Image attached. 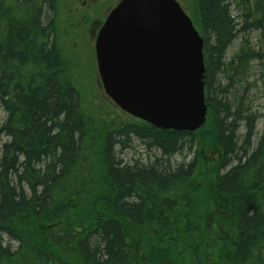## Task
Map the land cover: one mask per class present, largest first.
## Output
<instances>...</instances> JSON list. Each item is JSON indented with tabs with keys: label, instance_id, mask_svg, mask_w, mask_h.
<instances>
[{
	"label": "trees",
	"instance_id": "16d2710c",
	"mask_svg": "<svg viewBox=\"0 0 264 264\" xmlns=\"http://www.w3.org/2000/svg\"><path fill=\"white\" fill-rule=\"evenodd\" d=\"M60 1L0 0V264H264V0H192L193 133L83 106ZM135 142L153 159L124 162Z\"/></svg>",
	"mask_w": 264,
	"mask_h": 264
},
{
	"label": "water",
	"instance_id": "95a60500",
	"mask_svg": "<svg viewBox=\"0 0 264 264\" xmlns=\"http://www.w3.org/2000/svg\"><path fill=\"white\" fill-rule=\"evenodd\" d=\"M202 47L176 0H121L95 41L104 93L153 127L193 133L207 115Z\"/></svg>",
	"mask_w": 264,
	"mask_h": 264
},
{
	"label": "rangeland",
	"instance_id": "374dc122",
	"mask_svg": "<svg viewBox=\"0 0 264 264\" xmlns=\"http://www.w3.org/2000/svg\"><path fill=\"white\" fill-rule=\"evenodd\" d=\"M119 0H92L89 3L90 9L88 10L82 0H61L57 15H56V27L58 44L61 48L63 58L68 65L67 68L74 79L77 89L80 92L83 106H99L101 101H105L108 104L112 102L105 95L101 82L98 77L95 62L93 66L89 63L90 59V31L85 26L89 25L97 19H101L102 15L109 11ZM185 9L186 13L193 19V5L192 0H178ZM84 16L86 18H84ZM88 22V23H87ZM84 31L83 40L85 41V50L87 53H81L77 51L83 46V40L80 41L79 47L77 43L78 37H81V33ZM239 40L235 41L232 45L229 55H231L238 46ZM260 100L257 105L260 104ZM112 106V105H111ZM6 117V113L0 106V125L3 123ZM259 131L262 130V123L259 125ZM1 141H5L4 136H0ZM124 162L130 163L135 160L146 162L148 159H153L152 154L146 152L142 145L135 142L132 148L124 150L118 155ZM192 157L191 154H182L174 156L172 162H181ZM216 152L208 155L210 162L217 160Z\"/></svg>",
	"mask_w": 264,
	"mask_h": 264
},
{
	"label": "flooded vegetation",
	"instance_id": "af4514ba",
	"mask_svg": "<svg viewBox=\"0 0 264 264\" xmlns=\"http://www.w3.org/2000/svg\"><path fill=\"white\" fill-rule=\"evenodd\" d=\"M83 1V4L88 7L87 9L89 10L90 9V6H89V3H91L92 0H82ZM120 1V0H119ZM118 1V2H119ZM118 2L115 4V6L118 4ZM112 10V8L109 10V11H106V13H104L102 15V18L101 19H97V20H94L90 26L87 25L85 26L84 28V31L86 28L89 29L90 31V37H91V40H90V52H91V55H90V59L88 60L89 63L93 66L94 62H95V65H96V57H95V41H96V37H97V34L98 32L100 31L101 27L103 26L109 12ZM84 18H86L84 16ZM88 23V22H87ZM84 31L81 33V37H78L79 41L77 43V47H79L80 45V41L83 40V35H84ZM79 44V45H78ZM85 41L83 40V46L81 49H78L77 51L81 52V53H87L86 50H85ZM80 48V47H79Z\"/></svg>",
	"mask_w": 264,
	"mask_h": 264
}]
</instances>
